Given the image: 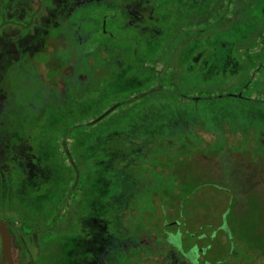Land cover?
<instances>
[{
	"label": "rangeland",
	"instance_id": "rangeland-1",
	"mask_svg": "<svg viewBox=\"0 0 264 264\" xmlns=\"http://www.w3.org/2000/svg\"><path fill=\"white\" fill-rule=\"evenodd\" d=\"M41 1V6L37 4L36 7L34 0H0V25L6 21L16 23L2 29L6 43L3 56H0V66L4 64L0 73L10 68L18 69L21 60L30 63L32 58L51 59L47 63L40 62L42 73L47 75L56 68L59 79L71 82L79 72V58L83 54L88 56L91 51L96 52L93 55L98 59L94 61L96 64L102 63L96 56L99 53L115 65L107 70L102 86L87 101L76 102L70 98L49 113L37 145L39 156L36 162L30 160V164L34 163L43 177L37 187L50 185L51 197L36 198L39 194L35 191L33 197L28 196L29 183H19L13 188L5 179L12 161L0 163V218L10 220L18 253H22L23 233L28 226L24 219L28 211L34 218L31 224L27 221L33 233L39 228L42 232L37 236L40 241H36L40 251L33 257H26L23 264H58L59 260L60 264H73L70 235L62 234L58 253V239L49 230L50 225L35 219L58 203L59 165L63 166V174L74 168V161L70 162L64 153L72 160L78 158L80 168H93L99 174L95 173V185L99 189L103 186L104 162L108 155L111 200L121 197L125 201L126 197L127 202L134 195L131 175L151 165L156 157L168 158L164 154L172 153L181 160V154L185 153L193 171L201 167L206 152L201 136L175 134L172 139L179 143L181 154L159 139L162 134L170 137L173 133L194 132L201 123L207 131H213L214 141L209 137L206 148L214 152V163L221 159L222 164L229 163L230 174L238 186L237 191L231 192L235 194L236 209H243L244 217L264 226V217L255 218L261 214L258 209L264 210V179L260 174L264 169H259L255 166L258 162L250 159V155L258 152L264 157V0ZM70 38L79 41L81 48L85 47L78 56L71 57L67 53V49L77 44ZM151 68L156 70L151 71ZM180 93L187 95V102L181 100ZM13 94L15 102L25 100L26 96L18 90L14 89ZM2 112L0 107V114ZM9 113L16 122L20 119L19 111L9 109ZM8 119L9 115L5 116V122ZM92 120L95 122L87 124ZM229 129L239 131L243 145L251 142L250 146L256 148L243 147L240 152H232L234 150L225 139ZM59 133L62 139L68 138L69 147L76 138L71 151L59 154ZM151 136L157 138H154L156 142L148 140ZM3 145L0 144V161L9 151H5ZM123 145L130 150H122ZM19 160H23L22 168L25 169L23 155ZM132 160H136L139 167L132 165ZM219 167L218 164L214 169ZM148 179L153 183L158 180ZM138 184L144 186L146 180ZM123 185L124 193L113 192ZM222 189L208 185L198 189L197 196L202 200L207 193L216 195L217 200H225L224 195L229 192ZM139 201H143L141 196L137 198L138 204ZM28 202L35 203L30 207ZM95 207L91 199L76 202L67 226L76 232L89 226ZM202 211L205 214L204 208ZM218 215L213 210L210 219L216 222ZM111 217L114 228L118 216L112 213ZM12 218H21V221L12 222ZM36 242L28 238L26 241L27 245ZM0 264H6L1 244Z\"/></svg>",
	"mask_w": 264,
	"mask_h": 264
},
{
	"label": "flooded vegetation",
	"instance_id": "flooded-vegetation-1",
	"mask_svg": "<svg viewBox=\"0 0 264 264\" xmlns=\"http://www.w3.org/2000/svg\"><path fill=\"white\" fill-rule=\"evenodd\" d=\"M153 19L155 18L153 17ZM25 27V25H22V28ZM157 27L155 28L157 29ZM2 37L4 36L2 35V29H0V49L6 43ZM91 53L94 55L96 52L91 51ZM0 56H3V50L0 52ZM96 56L101 58L99 61H102V63L96 64L94 61H98V59L94 56L88 58L83 66L82 63H79L81 65L79 72L74 74L71 82L59 79L56 68L47 75L42 73V69L39 66L40 62L47 63L46 61L51 59L44 61L32 58L38 70L36 74L39 75L38 81H41L45 86V92L50 98L46 99V112L48 114L52 109L62 107L70 98H73L76 102L87 101L96 90L100 89L103 79L107 76V70L113 69L114 67L111 65H115V63L101 56L99 53ZM140 60L137 61L139 62ZM14 62L12 61V63ZM3 65L1 64L0 70ZM153 70L156 69L153 68L151 71ZM156 73L158 74L159 72ZM29 79L34 80L32 78ZM5 84L12 85L13 83H11L10 78H5L0 73V102L4 100L3 89ZM67 86H70V88L68 91H65L67 90ZM57 90L61 92L59 97L57 96L59 98L57 99L58 102L51 100L50 97L52 94L55 96ZM180 95L181 100L187 102V95L185 93H180ZM24 101L22 107L29 111L32 103L26 102L31 100ZM48 116L45 117L42 123L36 125L38 127L37 131L24 137L22 142H12V136L7 127L0 130V144H4L3 148L5 151L9 150L8 155L5 156V159L2 158L3 161H0V163L2 162L4 165L12 161V163H9L10 171L7 173L5 179L7 182H11L13 188L19 183H29L27 188H29L28 196L30 197H33L34 191L39 194V196L36 195V198L51 197V191L49 192L50 185L41 184V186L37 187V182L41 178L43 179V177L38 174L39 172H37L35 164H30V160L36 162L39 156L37 145L39 144V139L43 136ZM94 122L92 120L87 124ZM25 124L27 129L30 122H25ZM169 124L167 125L169 126ZM184 128L187 129L188 127ZM236 128L238 129V127ZM194 129V132L173 133L170 137L162 134L159 139H161L162 144L168 146L172 151L174 150V152L178 153L176 150L178 149L181 154L182 150L179 143L172 139L175 137V134H188L191 136L194 134L196 138L197 136H201L204 140L203 147L206 150L205 158L203 155V161L200 164L201 167L193 171V168L190 166L191 160L190 158H186L187 155L185 153L181 154L180 160L172 153L164 154L160 152L162 155L164 154L169 157H156L151 162V165L144 166V169L139 170V173L131 175L135 186L134 195L127 202H125L126 197L125 201L121 197L116 199V201L111 200V165L108 155L104 162L103 186L102 189H99L98 185L97 187L95 185V177L98 173L93 168H80L78 158L75 159L74 157L72 160L69 158V154L64 153L70 162L74 161V168L70 173L65 171L66 174H63V166L59 165L58 203L52 204L53 206L49 203V206L51 205L49 209L45 210L38 217H35L39 223L45 222L50 225L49 230L58 239V253L63 242L61 236L66 233V235H70V255L73 264H264V226H258L253 219L244 217L242 213L243 209H236L235 194L231 192L237 191L238 186L235 185V181L230 174L229 163L222 164L223 159L220 162L214 163V152H208L206 148L209 137H213L214 141V136H212L213 131H207L202 123ZM238 135L239 131L231 132L230 129L226 133L225 139L227 144L231 145V148L234 150L232 152H240L241 149H244L243 147L245 149L256 148L254 145L250 146L251 142H246V145H243ZM61 136L62 133H59V154H62L63 151H71L73 144L76 142V138L72 139L71 146L69 147L68 138L64 140ZM154 138L157 139L153 136L152 138L149 137L148 140L156 142ZM176 144L178 147L175 146ZM262 144H264L263 140ZM120 148L125 151L130 150L125 145ZM20 151H23V153ZM199 152L198 150L196 154H199ZM21 155L26 160L25 169L22 168V164H24L23 160H19ZM250 159L258 162L255 166H258L259 169H264V157L260 152L250 155ZM144 161L146 162V158ZM60 162H62L61 159ZM131 164L135 166L137 164L139 167L136 160H132ZM218 164L221 167L214 169ZM92 166H94L93 160ZM1 173L4 175V170ZM260 174L263 175L261 179H264V171L260 172ZM151 177H155L158 180L153 183L154 181L152 182V180L149 181L148 179ZM143 179L146 180V184L144 186L139 185L138 182ZM221 180L223 181L221 182ZM208 185L215 186L216 190L226 188L229 194L225 193V200L221 198L217 200L215 199L217 198L216 195L213 196L206 193L201 200V197L197 196L198 189ZM122 187L124 185L115 188L113 192L124 193L125 190L123 188L122 191ZM140 196L143 198V201H139L138 204L137 198ZM90 199L96 205L93 219L90 220L89 226L76 232V230L67 226L69 218L74 215L73 206L76 202L84 203ZM33 203L28 202V205L32 207ZM214 204L216 208H214ZM222 205H224V208L220 209ZM203 208L205 214L202 211ZM113 209L116 210L112 211ZM260 209H258V212L261 214L255 217L257 220H261V217H264V210ZM213 210L214 213H219L216 222L210 219L212 218L210 213ZM112 213L118 216L115 219L117 223L114 228L111 217ZM0 220L7 222L13 235V252L17 264H23L26 257H33L40 251V244L38 245L39 242L36 241L39 240L40 237L38 238L37 236L42 232L39 228L37 229L38 233H33L29 226L34 220L31 212L29 213L28 211L24 219V222L28 226L25 227L23 233L24 244L22 245V253L20 252V254L17 250L14 230L10 220L2 218ZM11 220L12 222L16 221V223H19L21 218H12ZM88 229L90 234L88 233ZM124 230H128V232L122 233L121 231ZM27 238L29 241L36 243L34 245H27ZM0 244L2 246L1 234ZM58 264H60V260Z\"/></svg>",
	"mask_w": 264,
	"mask_h": 264
},
{
	"label": "trees",
	"instance_id": "trees-1",
	"mask_svg": "<svg viewBox=\"0 0 264 264\" xmlns=\"http://www.w3.org/2000/svg\"><path fill=\"white\" fill-rule=\"evenodd\" d=\"M34 5L37 7V4L39 7L42 4L41 0H34ZM127 13H130L127 11ZM8 24H14L16 25L15 22L13 21H6L1 23L0 29H3L6 27ZM70 41L73 43H77L74 47H70L67 49V53L71 57L78 56L80 52L85 49V47L81 48L82 44H79V41L76 40H71ZM1 51L3 48L0 49ZM73 51V52H72ZM90 55V56H89ZM88 56H85L83 54L82 57L79 58L78 60V69L80 68V64L82 63V66L87 62L88 58L93 57V54H89ZM21 60V59H20ZM34 60H31L30 63H23L21 60V64L18 69L15 68H10L7 72L1 73L4 75L5 78H10L12 85H4L3 89V96L4 100L0 102V107L3 109L2 114H0V130L5 129L6 127L11 133L12 136V142L17 143L21 142L20 139L27 137L28 135L34 134L38 127H36L37 124L42 123L49 114L46 112V107H47V100L50 99L49 95L45 92V86L41 83V81H38L39 75L37 76V69L36 66L34 65ZM10 74V75H9ZM29 78H32L34 80H31ZM70 88V86H67V90ZM18 90L20 93H22L25 97V100H31L32 106L30 110L24 109L22 107V104L25 101H19L15 102L14 101V94L13 90ZM57 94L54 96L53 94L50 96L51 100H56L59 99V94H61L60 90L56 91ZM58 96V97H57ZM9 109L12 110H17L20 113V119L16 122L14 117L12 118L9 113ZM13 113V112H11ZM9 115V119L7 122H5V116ZM22 121V123L20 122ZM19 122L21 125H19ZM25 122H30V124L27 126L26 129V124L24 125Z\"/></svg>",
	"mask_w": 264,
	"mask_h": 264
},
{
	"label": "water",
	"instance_id": "water-1",
	"mask_svg": "<svg viewBox=\"0 0 264 264\" xmlns=\"http://www.w3.org/2000/svg\"><path fill=\"white\" fill-rule=\"evenodd\" d=\"M0 234L6 264H17L14 257V239L6 221L0 220Z\"/></svg>",
	"mask_w": 264,
	"mask_h": 264
}]
</instances>
